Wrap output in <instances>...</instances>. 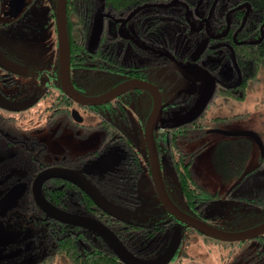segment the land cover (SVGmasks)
<instances>
[{"label": "flooded vegetation", "instance_id": "af4514ba", "mask_svg": "<svg viewBox=\"0 0 264 264\" xmlns=\"http://www.w3.org/2000/svg\"><path fill=\"white\" fill-rule=\"evenodd\" d=\"M57 4L58 0H0V264H24L29 254L36 258L34 263L42 262L44 250L52 249L48 237L60 235L100 241L95 248L110 253L117 264H126L107 239L80 224L87 218L102 223L131 255L148 264H162L158 259L176 243V232L180 245L167 264H264V233L235 241L211 237L181 221L160 199L146 138V124L155 107L152 92L134 89L100 104H82L65 91ZM155 6L148 4L121 18L103 11L94 18L93 35L79 44L74 34L70 36L75 16L67 7L70 83L91 99L129 80L157 87L161 110L152 137L171 207L223 231L252 230L264 223V182L255 187L254 196L237 193L244 188L241 182L221 194L206 188L193 169L195 145L206 134H217L227 139L217 144L216 169L226 174L227 181L242 173L233 155H242L248 144L212 132L215 127L206 128L227 119H208L206 114L216 105L212 103L216 90L233 87L235 80H223L200 65L199 50L207 45L202 40L192 55L187 41L178 51L170 45L158 49ZM98 21L103 24L101 37ZM44 48L56 50L43 57ZM97 50L100 55L95 56ZM199 70L211 75L214 88L209 104L197 114L207 91ZM227 98L234 100L221 96L216 103ZM76 141L85 143L77 152L72 148ZM48 171L57 175L38 181ZM71 172L93 184L121 218L98 207L71 179L75 176ZM142 180L149 185L152 202L140 214L136 211ZM186 187L195 189L191 197L185 195ZM40 199L71 221L50 216ZM220 209L228 216L220 217ZM203 246L205 256L191 255L190 248Z\"/></svg>", "mask_w": 264, "mask_h": 264}, {"label": "trees", "instance_id": "16d2710c", "mask_svg": "<svg viewBox=\"0 0 264 264\" xmlns=\"http://www.w3.org/2000/svg\"><path fill=\"white\" fill-rule=\"evenodd\" d=\"M151 3L156 5L154 28L158 49L170 45L178 51L187 41L192 55L201 40L206 42L198 56L200 65L222 78L220 71L228 62L240 78L233 87L216 90L212 103L221 96L244 97L258 70L264 67V0H68V10L75 16L69 25L74 27L70 36L74 34L76 44L85 42L86 36L93 35L94 18H100L103 11L121 18ZM97 51L95 56L100 55ZM194 192V188L184 189L188 197ZM48 238L53 255H64L72 264H117L110 253L95 248L100 241L88 242L83 237L68 235ZM81 241L89 247L84 248Z\"/></svg>", "mask_w": 264, "mask_h": 264}, {"label": "rangeland", "instance_id": "374dc122", "mask_svg": "<svg viewBox=\"0 0 264 264\" xmlns=\"http://www.w3.org/2000/svg\"><path fill=\"white\" fill-rule=\"evenodd\" d=\"M196 22V21H195ZM201 22L202 21H198ZM194 22H192L193 25ZM51 34H48L50 36ZM44 46L46 47L45 43ZM200 46V43H199ZM56 49L46 51L44 48L42 50L43 57H47L55 52ZM189 52V51H188ZM222 79L230 78L228 81L235 80L238 82L240 79L237 72L234 70L232 65L228 62L225 63L222 70L220 71ZM218 103V104H217ZM216 105H211L207 111V118L212 117H223L227 118L224 121H219L216 123L208 124L207 127H215V129L225 130L229 132H256L260 134V137L264 143V67L258 70L256 78H254L248 86L247 93L245 96L235 95L234 100L227 98L219 100ZM205 115V116H206ZM205 118V117H204ZM227 139L223 138L217 134L205 135L203 140H201L195 145V150L198 155L194 162V172L199 181L208 189L219 190L221 194H224V190L227 187H237L241 182L244 188H241L237 193L242 196H254L257 194L255 187L258 183L264 182V156L262 158L260 149L258 145L249 137H235L234 142L237 143H247L248 145L243 149V154L239 155L235 153L233 159L235 160V166L237 169L242 171L241 174H236L231 180H226L224 177L225 173H220V170L216 169L217 159L219 157V151L216 149L217 144L220 140ZM98 144V139L93 145V148ZM84 142L76 141L72 146L73 150L79 151L84 148ZM54 146V143H51ZM190 149V148H189ZM224 174V175H223ZM144 178L147 179V174H144ZM224 176V177H223ZM226 177L227 179L231 178ZM149 180V179H148ZM147 182V181H146ZM142 180L139 184L141 205L136 213H142L148 209V205L152 202V195L150 194L149 185ZM234 190V189H233ZM232 190V191H233ZM218 212L219 216H228L227 212ZM206 248L203 246L190 248L191 255L205 256ZM205 251V252H204ZM42 262L37 264H72L68 258L64 255H53V249H45L42 253ZM196 259V258H195ZM35 257L28 255L27 261L24 264H36Z\"/></svg>", "mask_w": 264, "mask_h": 264}, {"label": "water", "instance_id": "95a60500", "mask_svg": "<svg viewBox=\"0 0 264 264\" xmlns=\"http://www.w3.org/2000/svg\"><path fill=\"white\" fill-rule=\"evenodd\" d=\"M66 8H67V0H58L57 4V33L59 38V58H60V71H61V78L62 83L64 85L65 91L72 96L78 103L82 104H100L103 100H110L116 96H120L128 91L134 90V89H146L150 92H152L155 96V107L154 111L151 114L147 124H146V138L148 143V148L151 154L152 158V174L153 179L155 182L157 193L160 197V199L163 201V203L168 207L167 209L170 210V212L175 215L177 218H179L184 223L196 228L200 232L215 237L218 239L226 240V241H235V240H244V239H250L255 238L257 235L264 233V223L252 230L242 231V232H228L223 231L221 229H216L215 227H212L208 224H205L204 222L198 221L196 219H193L189 217L188 215H185L184 213H181L180 211L174 209L171 207V201L169 198V195L165 189L159 162L156 156V153L154 152V142L152 137V130L155 123L156 118L158 117L160 110H161V104H160V95L158 92L157 87L150 85L149 83L138 81V80H129L126 82L121 83L118 85L113 91H110L109 93L105 94L104 96L100 98H87L79 94L75 89L73 88L72 84L70 83V47H69V37H68V30H67V17H66ZM102 27L103 24L101 21L97 22V31L102 33ZM204 49V48H203ZM203 49H200L199 52L203 51ZM197 73H199L202 77V80L207 84V91L205 93V96L201 100L200 108L197 112V114H200L209 104L212 94H213V88H214V81L211 77V75L206 70H199ZM212 132L220 133L226 136H249L253 138L256 143L259 145L261 149V154L264 156V143L261 140L260 136L256 132H250V131H244V132H229L225 130L215 129L212 130ZM72 173V172H71ZM75 174L74 177L71 176V179L75 180V182L78 183V185L86 191V193L92 198V200L97 204L98 207L102 208L104 211L108 212L114 217H120L119 210L111 205L109 201L102 195V193L89 181L83 182V177L79 175L78 173H72ZM45 175V174H44ZM57 175L54 173L52 175V171L46 172L45 177H40L38 181H41L42 179H45L46 177L55 176ZM40 204L43 205L44 209L48 212V214L52 217H56L58 220L64 223H69L71 220H69L68 216L60 215V213L55 209L52 205L48 204L43 199H40ZM176 210V212L174 210ZM121 218V217H120ZM80 224L97 233L98 236L104 237L109 241V243L112 245L114 252L118 255V257L126 264H148V262L140 260L133 255H131L127 249L121 245L118 238L110 231L108 228H106L102 223L99 221L93 220V219H82ZM176 243L173 245L171 249H169L162 257H160L158 260L163 261L162 264H167L177 251L179 245H180V238L178 237V234L176 232L175 234Z\"/></svg>", "mask_w": 264, "mask_h": 264}]
</instances>
